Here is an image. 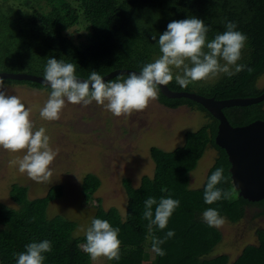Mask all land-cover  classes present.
<instances>
[{
	"label": "trees",
	"instance_id": "16d2710c",
	"mask_svg": "<svg viewBox=\"0 0 264 264\" xmlns=\"http://www.w3.org/2000/svg\"><path fill=\"white\" fill-rule=\"evenodd\" d=\"M18 2V3H15ZM0 2V71L30 72L44 75L49 58L54 57L76 66V76L88 78L92 71L101 76L117 68L140 70L161 55L159 35L169 22L200 18L208 27L207 40L226 31L228 22L236 24L237 31L247 37L237 62L246 65L236 75H222L215 83H191L181 88L175 80L168 85L173 90L195 91L217 99L257 96L264 91L258 81L264 75V0H15ZM74 26H82V40L72 34ZM155 35L157 40H153ZM207 51V49H205ZM251 68V72L248 69ZM128 74L118 75L123 80ZM107 81V82H108ZM4 82L28 83L46 86L30 80L4 78ZM197 83V84H196ZM158 99L167 106L188 104L205 110L213 119L193 131L185 133V143L172 150L153 146L151 155L156 164L153 176L145 175L138 186L124 179L128 193L125 216L117 207L99 210L93 218L107 220L119 228L120 260L110 264H140L150 254L152 235L163 239L169 230L175 235L160 247L165 251L158 264H264V228H258V242L245 245L234 256L211 252L222 241L219 228L209 227L202 220L208 208L231 222H239L249 206H258V215H264V199L251 201L239 195L233 186L230 161L215 137L218 119L202 104L187 97H168L159 86ZM224 112L233 125L248 124L264 119V101L246 106L225 107ZM218 150L200 187L191 185V173L208 147ZM222 168L225 180L218 188L229 192L230 198L211 205L204 202V188L210 175ZM191 172V173H190ZM99 178L89 173L84 180L86 200L92 197ZM28 186L13 183L11 198L18 206L0 202V264H16L17 254L26 251L25 245L49 240L52 251L43 253V264H91L92 260L81 245L84 234L74 233L77 221L63 214L49 216L48 205L63 194L62 185L52 186L45 196L31 198ZM154 197L179 200L180 205L169 218L164 230L156 226L149 234V221L143 217L144 201ZM156 205H153V213ZM154 218V217H153Z\"/></svg>",
	"mask_w": 264,
	"mask_h": 264
},
{
	"label": "rangeland",
	"instance_id": "374dc122",
	"mask_svg": "<svg viewBox=\"0 0 264 264\" xmlns=\"http://www.w3.org/2000/svg\"><path fill=\"white\" fill-rule=\"evenodd\" d=\"M71 32L75 39H83L79 36L83 32L82 26H74ZM222 75L201 80L200 84L215 83ZM5 84L7 94L18 96L30 111L33 131L45 128L50 138L49 146L57 155L49 166L52 172L50 182L37 183L26 173H20L18 164L14 163L23 157L24 151L13 153L0 148V202L10 207L18 206L10 195L13 183L27 185L31 198L45 196L52 186L60 184L63 194L49 203L47 213L49 216L60 213L77 221L74 230L77 235L84 234L80 229H87L99 210L117 207L125 216L128 193L124 179L129 178L134 186H138L145 175H154L153 146L172 150L185 143L187 131L197 130L213 119L198 107L188 104L170 107L156 99L150 101L143 111L119 117L95 102L84 106L66 101L60 118L47 121L40 117V109L46 103L50 89L28 83ZM258 85L264 86V75ZM217 156L215 147L207 148L191 173L193 187L204 183ZM89 173L95 174L100 183L92 197L86 200L84 180ZM258 211V206H249L246 216L236 223L225 218V223L219 228L223 239L210 255L229 253L235 258L245 245L257 243V229L264 228V215H258ZM2 225L0 223V227ZM159 260L160 256L150 249V254L140 264H158ZM91 264H110V260L101 257Z\"/></svg>",
	"mask_w": 264,
	"mask_h": 264
},
{
	"label": "clouds",
	"instance_id": "9594fccd",
	"mask_svg": "<svg viewBox=\"0 0 264 264\" xmlns=\"http://www.w3.org/2000/svg\"><path fill=\"white\" fill-rule=\"evenodd\" d=\"M225 27L226 31L208 41L209 29L200 18L169 22L157 41L161 53L159 58L145 64L139 74L128 73L123 80L118 77L115 81L105 82L97 71H92L86 80H81L75 74L76 66L73 63L51 57L43 75L51 92L40 109V117L47 121L58 120L66 101L84 106L95 102L116 117L131 116L134 112L146 109L150 101L158 99L157 86L172 82L173 68L178 70L175 80L181 88L221 74L228 77L236 75L246 67L237 62L241 59L247 37L235 30L236 24L233 22H228ZM152 39L157 40V37L153 35ZM248 71L251 72V68ZM33 127L30 111L18 96L7 94V85L4 78L0 77V148L13 153L24 151L23 157L14 162L18 164L19 172L26 173L34 182L48 183L52 177L49 166L57 152L50 148V138L45 128L33 131ZM192 130L195 133L196 129ZM223 171L217 168L208 178L204 188L206 204L230 198L229 192L217 187L225 180ZM144 205L143 217L149 221L151 235L153 226L160 230L167 227L180 201L162 197L157 203L156 198L148 197ZM153 205H156L154 213ZM202 220L209 227L216 228L225 223V218L214 208L206 209L202 213ZM80 230L84 231L86 238V242L81 245L82 250L92 261L101 257L110 261L120 260L119 228H114L107 220L93 218L87 229L82 227ZM174 235V230H169L163 239L152 235V250L158 256H164L166 253L160 245ZM25 248V252L17 254L16 264H43V253L52 251V243L49 240L32 242Z\"/></svg>",
	"mask_w": 264,
	"mask_h": 264
},
{
	"label": "water",
	"instance_id": "95a60500",
	"mask_svg": "<svg viewBox=\"0 0 264 264\" xmlns=\"http://www.w3.org/2000/svg\"><path fill=\"white\" fill-rule=\"evenodd\" d=\"M137 72L134 68H117L102 78L107 82L118 75ZM0 77L14 80H30L46 86L42 75L30 72L0 71ZM81 80L87 78L78 76ZM168 97H187L202 104L218 119L215 142L224 148L230 161L233 186L239 195L251 201L264 199V119H256L248 124L233 125L224 112L225 107L246 106L264 101V91L257 96L217 99L195 91L173 90L169 85H158Z\"/></svg>",
	"mask_w": 264,
	"mask_h": 264
},
{
	"label": "flooded vegetation",
	"instance_id": "af4514ba",
	"mask_svg": "<svg viewBox=\"0 0 264 264\" xmlns=\"http://www.w3.org/2000/svg\"><path fill=\"white\" fill-rule=\"evenodd\" d=\"M208 173V172H207ZM206 177H207V175H206ZM206 179V178H205Z\"/></svg>",
	"mask_w": 264,
	"mask_h": 264
}]
</instances>
